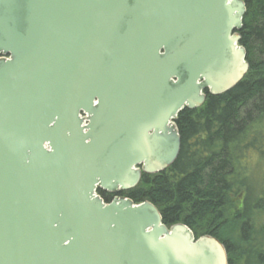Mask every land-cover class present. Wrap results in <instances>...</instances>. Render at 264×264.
<instances>
[{
    "label": "water",
    "instance_id": "95a60500",
    "mask_svg": "<svg viewBox=\"0 0 264 264\" xmlns=\"http://www.w3.org/2000/svg\"><path fill=\"white\" fill-rule=\"evenodd\" d=\"M245 0H0V264H229L115 198L171 168L185 110L250 69Z\"/></svg>",
    "mask_w": 264,
    "mask_h": 264
},
{
    "label": "trees",
    "instance_id": "16d2710c",
    "mask_svg": "<svg viewBox=\"0 0 264 264\" xmlns=\"http://www.w3.org/2000/svg\"><path fill=\"white\" fill-rule=\"evenodd\" d=\"M245 2L240 34L249 72L230 92H206L201 108L185 109L177 120L182 147L175 164L143 174L136 188L120 195L153 203L169 228L181 223L196 239L218 238L229 264H264V181L258 183L249 163L264 155V0Z\"/></svg>",
    "mask_w": 264,
    "mask_h": 264
},
{
    "label": "rangeland",
    "instance_id": "374dc122",
    "mask_svg": "<svg viewBox=\"0 0 264 264\" xmlns=\"http://www.w3.org/2000/svg\"><path fill=\"white\" fill-rule=\"evenodd\" d=\"M249 163L251 164L252 167H254L253 170L257 176L258 183L260 181H264V155L261 156L256 153L255 155H253V157L250 158ZM225 234L228 235L229 233L226 232Z\"/></svg>",
    "mask_w": 264,
    "mask_h": 264
},
{
    "label": "flooded vegetation",
    "instance_id": "af4514ba",
    "mask_svg": "<svg viewBox=\"0 0 264 264\" xmlns=\"http://www.w3.org/2000/svg\"><path fill=\"white\" fill-rule=\"evenodd\" d=\"M102 193V197L105 201H107V199H111V201L115 198H121L123 196H121L120 194H110V193H107V192H103V191H99Z\"/></svg>",
    "mask_w": 264,
    "mask_h": 264
}]
</instances>
